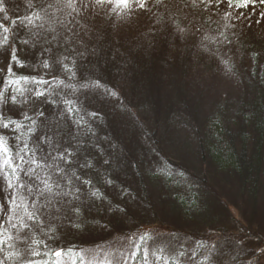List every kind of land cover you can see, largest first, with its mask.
Listing matches in <instances>:
<instances>
[{"label": "rangeland", "instance_id": "374dc122", "mask_svg": "<svg viewBox=\"0 0 264 264\" xmlns=\"http://www.w3.org/2000/svg\"><path fill=\"white\" fill-rule=\"evenodd\" d=\"M257 1L247 13L223 0L219 5L212 0H145V8L132 0L129 9L115 0L102 5L96 0H0L2 27L18 23L11 39L33 61L16 91L6 82L0 117L35 121L30 138L19 144V159L7 163L13 175L0 168L3 226L11 225L0 264L28 262L41 238L39 230L57 222L61 239L82 250L79 264L186 259L183 254L197 252L190 232L204 230L208 239L201 254L194 255L197 264L202 259L203 264L241 259L240 264H264V169L255 197L236 198L231 207L219 197L233 204L236 188L222 189L221 181L208 187L190 175H204L200 132L203 141H213L208 127L214 119L234 118L245 105L262 99L264 0ZM27 24L36 35L22 33ZM117 34L134 37L128 46L120 43L123 51L114 52L118 59L109 41ZM14 47L1 50L8 54ZM113 59L118 61L112 68ZM70 63L77 70L73 77L65 74ZM20 66L1 56L0 76L9 67L15 74ZM69 103H78L84 117L94 110L107 114L115 134L95 125L90 145L82 144ZM1 127L0 119V132ZM95 176L103 183L101 194L92 189ZM25 181L31 183L30 202L22 209L19 185ZM194 192L196 205L185 218L186 207L178 201ZM82 199L96 208L84 210ZM112 235L116 239L104 243ZM44 237L48 240L46 233Z\"/></svg>", "mask_w": 264, "mask_h": 264}, {"label": "trees", "instance_id": "16d2710c", "mask_svg": "<svg viewBox=\"0 0 264 264\" xmlns=\"http://www.w3.org/2000/svg\"><path fill=\"white\" fill-rule=\"evenodd\" d=\"M215 4H221L220 0H212ZM224 3L227 5L229 4L232 7H239V9L251 11V9L257 5V3H254V1L257 0H223ZM258 2V1H257ZM214 4V5H215ZM31 23V22H30ZM29 23V25H31ZM28 24L23 26L25 30H22L23 32L30 33L31 36L36 35V33L32 34L30 30H28L29 26ZM29 26V27H28ZM17 28L20 29V26H18V23L14 20L10 21L7 25V31L5 34V29L2 27L1 21H0V57L5 56L7 59H9L10 64H15L18 61L22 66L17 70V73L11 74V71H6L5 75L0 76V93L3 95L8 91L6 88V82H9L11 85L10 89L13 92L17 90L18 86L23 82L24 80V70H27L28 67L31 66L33 61H30L28 58H26L25 54H22L23 52L20 47V43L13 42V34H17ZM14 30V31H13ZM142 33V32H141ZM139 33V34H141ZM2 36V37H1ZM7 38L8 43L3 44L2 41L4 38ZM10 37V39H9ZM12 38V39H11ZM133 35H118L113 37L111 35V38L109 39L110 44H114L112 46L111 52L114 57H117L119 54H114V52H121L123 51L124 47L122 45L126 44L128 46L129 44H132ZM120 43L122 45H120ZM14 45V51L16 54L17 59L12 60L10 57V53L5 54L1 49H5L6 51H9L10 47ZM194 50V49H193ZM192 52L189 54L192 55ZM257 57V53L255 48L250 49V58ZM117 59H113L112 68L117 64ZM191 60V58H190ZM115 64V65H114ZM257 65V61H254V66ZM65 74L69 76H74L75 72L77 71L75 67L70 63L66 66ZM254 68L257 69V66ZM31 69V67H30ZM118 69V68H117ZM70 70V71H69ZM258 71V69H257ZM71 78V77H70ZM264 83V77L260 79V84ZM264 87V85H263ZM261 101L254 105H245L234 118L230 117L229 119H225L223 117L216 118L212 121V125L208 127L207 131L208 133H211L213 141L206 142V139L203 141L204 137L203 134L200 132L201 135V141H200V155H201V168L203 171V176H197L194 174H190L193 176V179L195 178L202 184H205L208 187H213L210 184L216 183V182H225V187L223 186L222 189L226 187H233L236 188V193H231L234 196L233 204H229L227 200H224L221 196L219 199L227 204L228 207H231V205H237L236 198H239L241 200L242 198L248 199V196H254L257 192V189L260 185L262 173L264 169V90L262 89L261 92ZM68 108L70 109V113L72 114V117L77 120V125L80 127V130L82 131V137L80 138V142L82 144L87 143V146H89L91 143V135L94 131L95 125L97 129H102L103 126L110 127V132H108L110 135L115 134L111 130L112 124L109 121V118L106 117L107 114H104L98 110H94L95 112L89 113L87 116L84 117L82 113L84 111H80V105L78 103L73 104L69 103ZM68 109V110H69ZM1 119V128L2 131L0 132V168L4 167L5 174L8 176H12L13 174H9L8 171L11 170L10 167H8L7 164L4 163L5 160L10 161L14 158L20 157L19 155V144L20 142H27L28 138H30V134L34 131V129H30L31 123L35 122L30 117L27 119V121L23 120L22 122H19L17 118L15 117H7ZM33 121V122H31ZM231 121V122H230ZM25 122H27L25 124ZM22 124L25 126V129L20 130L16 126ZM7 124L8 127H4V125ZM33 125V124H32ZM34 126V125H33ZM78 127V128H79ZM75 129V127H73ZM215 141V142H214ZM86 146V147H87ZM7 149V152L4 151V149ZM16 156V157H15ZM209 169L210 172H207L205 169ZM13 169V168H12ZM44 170V168H42ZM183 169L180 168V173ZM46 171V169L44 170ZM4 173V172H3ZM19 173V167L17 171L18 178L20 177ZM208 173V175H207ZM4 174V176H5ZM188 177L190 175L186 174ZM181 177H184L183 174H180ZM191 176V177H192ZM98 178V179H97ZM97 179V180H96ZM139 179L141 182L140 189L145 192V182L143 179L142 174L140 173ZM99 177L95 176V180L91 181L92 189L98 188L99 191L103 185V183L98 182ZM28 181H25L19 185L21 191H23V196L21 199V206L22 209L27 206V204L30 202L27 198V194L29 193L28 190H30V186ZM74 189H77V187H71ZM102 191H100V194ZM190 199L188 198H180L178 201L183 206L186 207V210L183 213V217L186 218L187 214H189V210L192 207H195L196 200H197V194L191 193ZM89 198V197H87ZM243 199V200H244ZM80 204H83L82 207L85 206L84 210H94L96 207L88 205V202L85 200H81ZM247 205V202L246 204ZM253 207L257 209L258 204L254 202ZM81 207V208H82ZM89 209H88V208ZM227 210H225L226 212ZM90 214V211H89ZM224 214V213H223ZM83 217H85V214H82ZM2 218V219H1ZM33 216H31L30 219H32ZM237 222V221H236ZM39 227H43L40 222H37ZM77 223V222H76ZM230 223H233L232 219L230 220ZM238 223V222H237ZM58 225V222H57ZM55 225L53 224V227L49 230H39L41 238L37 242L36 252L34 255L31 254V259L22 264H71L74 262L75 264H79L81 261V253L82 250L75 246L74 244H68L64 239H61L62 236V227H59L61 225ZM75 225V223H74ZM71 227V226H69ZM11 228L10 223L6 224V229L3 226V211L0 208V250L4 249L9 246L6 242V235L8 234L9 229ZM66 228V226H65ZM45 231V232H44ZM193 231V230H191ZM208 230H204L201 232H190L191 236H188L190 245H192L193 249L197 252L194 254L196 256H199L201 254L200 251L204 249V246L202 245L203 242H206L208 237L205 236L207 234ZM184 232H189L188 230H185ZM45 233L48 240H45ZM60 234V235H59ZM120 236H118L119 238ZM4 238V239H3ZM60 238V239H59ZM183 238V237H182ZM116 238L113 237V235L106 240H104V243L111 242L115 240ZM45 240V241H43ZM212 240V239H211ZM36 242L33 240V244L35 245ZM100 243V245L104 244ZM68 244V245H66ZM208 250L210 249V245H207ZM205 248V251L207 249ZM56 251H62V255L60 257H56L54 253ZM182 253V252H181ZM194 255H184L185 258H179V257H170L165 258L160 264H197L198 260L196 256ZM11 254L9 258H11ZM162 258V257H161ZM135 259L141 260V256L139 254L135 255ZM163 259V258H162ZM161 259V260H162ZM160 260V261H161ZM203 260H201V263L203 264ZM209 262H212L211 259H209ZM241 262H244L241 260H235L232 263L233 264H240ZM18 264V263H13Z\"/></svg>", "mask_w": 264, "mask_h": 264}, {"label": "snow or ice", "instance_id": "6c2138e0", "mask_svg": "<svg viewBox=\"0 0 264 264\" xmlns=\"http://www.w3.org/2000/svg\"><path fill=\"white\" fill-rule=\"evenodd\" d=\"M97 4H104L105 0H96ZM108 3H112L113 0H107ZM116 4L118 7H122L123 9H129L132 7V0H115ZM135 3H136V6L140 7V8H145L146 7V3H145V0H135ZM230 3H231V0H230ZM69 7H72V4L69 3L68 5ZM4 9L2 7H0V11H3ZM5 31H7L5 29ZM3 44H6L7 43V38L5 37L4 40L2 41ZM10 57L12 60H16L17 57H16V54H15V51L13 50L11 53H10ZM47 66V65H45ZM8 71H11V68L9 67L8 68ZM37 95H42V93H37ZM0 96H2V94H0ZM13 101L15 100V97L12 98ZM4 127H7V124L4 125ZM5 152H7V149L5 148L4 149ZM5 164L9 163V161L5 160L4 161ZM44 184H45V188L47 189V191L49 192H52V186L48 184L47 181H44ZM57 187H59V185H57ZM30 218H31V214H30ZM54 255L56 257H60L62 255V251H56L54 253Z\"/></svg>", "mask_w": 264, "mask_h": 264}]
</instances>
